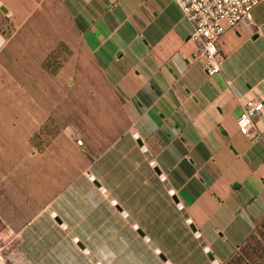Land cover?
<instances>
[{"label": "crops", "instance_id": "obj_1", "mask_svg": "<svg viewBox=\"0 0 264 264\" xmlns=\"http://www.w3.org/2000/svg\"><path fill=\"white\" fill-rule=\"evenodd\" d=\"M55 2L65 23L53 13L45 52L73 51L83 68L89 60L109 91L93 90V105L83 92L76 106L67 90L53 107L84 139L44 150L53 180L45 189L35 182L40 204L21 228L32 264L226 263L264 217V0L250 24L219 37L213 74L173 0ZM5 41L0 32V50ZM253 99L263 102L257 140L236 123ZM94 105L105 118H72Z\"/></svg>", "mask_w": 264, "mask_h": 264}, {"label": "rangeland", "instance_id": "obj_2", "mask_svg": "<svg viewBox=\"0 0 264 264\" xmlns=\"http://www.w3.org/2000/svg\"><path fill=\"white\" fill-rule=\"evenodd\" d=\"M16 1L22 6H15ZM1 6L7 12L0 9V32L6 36L0 50V264H32L37 259L33 260L30 251L23 247L21 228L35 212V205L40 204L32 194L35 182L39 181V188L45 189L53 180L46 178L48 168H53L48 167L44 150L55 139L62 141L56 147L58 152L64 147V139H72L78 145L84 139L82 130L71 127L69 122L64 124L68 120L59 121V115L52 113L53 107L63 104L67 90L76 106L84 101L80 94L87 93V101L93 105L97 101L93 90H109L89 60H83V68L79 57L71 58L73 51L62 49L56 55L52 50L45 52L53 39L49 31L53 13L57 11L61 25L65 23L55 0H0ZM84 75L88 81H81ZM64 78L71 81L64 82ZM94 108L93 116H71H88L94 121L105 118L99 106ZM33 117H40L42 122L32 132L26 127ZM17 118H23V122ZM97 132L96 128L89 130V137H96ZM75 163L78 168L79 160L73 159ZM224 264H264V217Z\"/></svg>", "mask_w": 264, "mask_h": 264}, {"label": "built area", "instance_id": "obj_3", "mask_svg": "<svg viewBox=\"0 0 264 264\" xmlns=\"http://www.w3.org/2000/svg\"><path fill=\"white\" fill-rule=\"evenodd\" d=\"M173 1L191 27L188 37L199 46L205 72L213 74L220 71L222 60L218 53L217 40L226 29L235 27L239 22L250 24L252 9L261 0ZM262 105L261 100L245 101L236 119L239 132L251 140L260 138L259 133L253 130V119L262 109ZM160 177L164 179V175L160 174ZM169 191L171 192V189ZM177 206L182 208L180 203H177Z\"/></svg>", "mask_w": 264, "mask_h": 264}, {"label": "water", "instance_id": "obj_4", "mask_svg": "<svg viewBox=\"0 0 264 264\" xmlns=\"http://www.w3.org/2000/svg\"><path fill=\"white\" fill-rule=\"evenodd\" d=\"M0 9L3 11V12H6V8L4 6H1Z\"/></svg>", "mask_w": 264, "mask_h": 264}, {"label": "bare ground", "instance_id": "obj_5", "mask_svg": "<svg viewBox=\"0 0 264 264\" xmlns=\"http://www.w3.org/2000/svg\"><path fill=\"white\" fill-rule=\"evenodd\" d=\"M142 149H143V147H142Z\"/></svg>", "mask_w": 264, "mask_h": 264}]
</instances>
